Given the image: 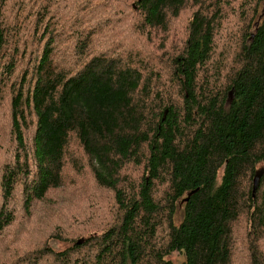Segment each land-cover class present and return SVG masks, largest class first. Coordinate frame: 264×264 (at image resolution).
Segmentation results:
<instances>
[{
  "label": "trees",
  "instance_id": "16d2710c",
  "mask_svg": "<svg viewBox=\"0 0 264 264\" xmlns=\"http://www.w3.org/2000/svg\"><path fill=\"white\" fill-rule=\"evenodd\" d=\"M114 1L0 0V264H264V0Z\"/></svg>",
  "mask_w": 264,
  "mask_h": 264
},
{
  "label": "rangeland",
  "instance_id": "374dc122",
  "mask_svg": "<svg viewBox=\"0 0 264 264\" xmlns=\"http://www.w3.org/2000/svg\"><path fill=\"white\" fill-rule=\"evenodd\" d=\"M54 1H55L54 2L55 7H57L56 4L59 3L58 5L61 7V14L59 17H61V19L64 18V21L66 19L68 20L69 18H71L72 15L77 14L78 12H81V3H90V4L94 3L95 5H100V4L104 5V3H108L110 6L115 4L114 0H54ZM123 1H125L127 3L129 2L127 0H123ZM117 5L119 6V4H117ZM116 8L119 9L118 7H116ZM84 10H86V9H84ZM87 11H91V9L87 10ZM124 11L127 13L126 15H128V16L133 15V16H131V18H132L131 21H134L135 16H137L136 13L134 11L129 12V10L127 8H125ZM99 12H102V10H99ZM86 15L87 14H84L83 17ZM80 16H81V14H80ZM91 16H94V14ZM187 17H188L187 13H181L180 17L174 21L173 30H171V32H170V34H171L170 39L171 40H175V36H179L180 34L182 35ZM112 21L113 22L117 21V18L114 16L112 18ZM62 26H64V24ZM116 28H117V30H119L118 26H116ZM113 31H115V30H113ZM108 34H111V31H108L105 34V37ZM122 35L123 34H121L120 37ZM59 37L60 38L57 41V45L59 48L62 49L61 52L66 54V59H69L70 51L67 52V50H65V48H68L69 43H71V42H69L68 39H66V37H64L63 34L59 35ZM117 38H119V37L113 38V40L116 41ZM125 39L126 40H124L123 43H120L122 45V47L129 48V47H135L136 46L138 48L139 45H138V40L136 38L133 39V37L131 38V36L129 34H127ZM4 116L5 115H3L2 117H4ZM1 125H2V122H1ZM65 186H66V183L63 187L64 190L66 192H70V189L66 188ZM89 194H91V192L84 190V196L82 198H79V202L77 204H74L70 200L66 201L64 196H59L58 198H56V195L54 196V194H52V196H50L48 201L44 200L43 202L35 203L34 207L32 209L33 211L31 214L28 215V217H24V219H20V218L16 219V223L13 225L14 227H12V231H10L8 228L6 233H5L6 237L4 239L14 241L16 238H21L20 233L23 232V229H28L30 232H33L36 235L39 233L38 229H40L41 231L47 232L48 230H50V228H49L51 225L50 221L57 222L56 219H60L61 221H65L63 219V217L66 219V217L64 216V213L65 212L71 213V211H74V210H77V211H74L77 215L78 214L81 215L80 219H82V215H85V220H84V222H85L87 217L89 216L88 214L91 211L98 209L97 207L90 205V203H86L87 202L86 197ZM55 200L58 203H56ZM13 205H20V202H18V200H16L13 202ZM80 219L78 221H80ZM22 220H23V223H22ZM57 224H60V223L58 222L54 225L56 226ZM79 227H83V226H77L76 228H79ZM63 229L62 230L65 232L70 231L71 229H73V226H64ZM48 243H49V246L55 250L62 249V248H64V245H65L61 241L52 240V239L49 240ZM168 258L172 261V264H181L183 255L179 251H173L168 256Z\"/></svg>",
  "mask_w": 264,
  "mask_h": 264
},
{
  "label": "water",
  "instance_id": "95a60500",
  "mask_svg": "<svg viewBox=\"0 0 264 264\" xmlns=\"http://www.w3.org/2000/svg\"><path fill=\"white\" fill-rule=\"evenodd\" d=\"M262 175V171H258L255 175H254V178H253V186H252V191L254 192L257 188V185L259 183V179ZM188 197H186L185 199H187Z\"/></svg>",
  "mask_w": 264,
  "mask_h": 264
}]
</instances>
